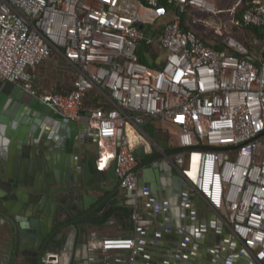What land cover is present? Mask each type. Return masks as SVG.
I'll return each instance as SVG.
<instances>
[{
  "label": "built area",
  "instance_id": "obj_1",
  "mask_svg": "<svg viewBox=\"0 0 264 264\" xmlns=\"http://www.w3.org/2000/svg\"><path fill=\"white\" fill-rule=\"evenodd\" d=\"M189 8L219 12L211 0H0V79L62 116H86L98 137L97 164L106 168L116 157L125 194L137 189L132 151L148 144L140 126H169L168 147L182 149L165 159L241 250L264 264V45L251 52L226 35L224 49L209 46L182 28ZM242 22L264 25V0L247 1ZM141 43L146 55L157 51L150 58L158 67L140 60ZM52 55L71 70L67 91L37 86L36 66ZM188 155L195 157L192 177ZM98 243L134 254L133 237Z\"/></svg>",
  "mask_w": 264,
  "mask_h": 264
},
{
  "label": "water",
  "instance_id": "obj_2",
  "mask_svg": "<svg viewBox=\"0 0 264 264\" xmlns=\"http://www.w3.org/2000/svg\"><path fill=\"white\" fill-rule=\"evenodd\" d=\"M88 114L86 111L85 115ZM85 133L90 135L93 152L89 149L87 156L79 158L78 135ZM118 133L116 155L121 132ZM160 146L159 153L152 156L148 154L153 150L147 152L145 145L133 149L132 154L137 159L134 167L137 189L117 198L113 195L121 188L115 172L116 157L106 168L98 166V137L95 129L88 125V118L73 120L62 116L18 84L0 79V223L8 229V264H15L18 256L22 257V264H74L73 253H69L72 236L62 230L70 226L73 235L83 220H88L105 204L123 202L136 193L135 218L126 213L130 218L126 230L135 233L134 254L129 249H113L124 254L121 264H139L142 259L148 242L139 225L147 217L155 220L150 213L156 192L163 214L157 229L159 234L163 229L166 234L174 235L176 214H171V209L180 206L177 198L185 202L195 218L209 213L222 224L165 159L182 148L165 151L167 144L160 143ZM72 155L77 158L75 164L70 163ZM155 160L158 161L152 163ZM100 193H104L101 198ZM192 231L191 241L179 243V254L189 256L193 253L191 248L199 249L192 247V243L198 244L202 230L195 224ZM225 233V264H235L236 258L241 264H257L241 250V244L227 228ZM65 252L69 253L66 257Z\"/></svg>",
  "mask_w": 264,
  "mask_h": 264
},
{
  "label": "crops",
  "instance_id": "obj_3",
  "mask_svg": "<svg viewBox=\"0 0 264 264\" xmlns=\"http://www.w3.org/2000/svg\"><path fill=\"white\" fill-rule=\"evenodd\" d=\"M58 58L62 59L58 56ZM63 60V59H62ZM52 64V65H51ZM40 65L38 72L41 75L37 77V86L43 90L49 91H67L72 87V74L71 70L58 68L57 62ZM44 67L42 70L41 67ZM59 71V75L54 80L48 79L44 83L43 79L48 78L47 73H56ZM140 130L143 133L146 141L150 143L144 144L146 151L149 152L148 156L158 154L161 144H167L166 136L169 130L162 126V123L157 120L149 121L140 126ZM131 137L134 136L133 132H130ZM135 137V136H134ZM151 147V149H150ZM78 149L79 158H83L88 155V150L93 152L92 142L90 135L85 133L84 136L78 135ZM172 150L170 147L165 151ZM75 156L69 158L70 163L75 164ZM101 161V160H100ZM158 160L152 161L156 163ZM162 161H166L163 159ZM100 164L103 165L101 162ZM174 172H177L173 168ZM162 181L164 179L162 178ZM104 193L99 194L101 198ZM125 193L120 189L115 195L117 198L124 196ZM138 193L134 196H128L123 202H113L112 204H105L98 212L93 213L88 220L85 219L79 225V228L72 235V229L70 226L64 228L62 232H67L72 236L69 241V253L72 252L75 258L74 264H121L123 261V253L116 250H103L99 247V241L107 237H125L132 236L135 238V233L126 230L130 222V218L126 213H135V204ZM155 202L153 212L150 213L154 216L155 220L146 218L142 221L141 225L134 222L136 226H140L145 232L147 242L145 244V252H142V259L139 264H225L227 262V245L224 240L226 238L225 225L217 221L213 214L207 213L206 215H198L197 218L192 216V210L183 202L180 198L177 200L180 204L177 208L171 209V214H176L174 222L176 228L173 229L174 235H168L164 230H161V234L157 232L158 226L161 225L162 212L161 203L158 192L156 197L152 199ZM175 209V211H174ZM176 210H178L176 212ZM181 212V214H180ZM170 214V215H171ZM215 215H217L215 213ZM181 216V217H180ZM203 221V223H202ZM1 222V221H0ZM90 223V224H89ZM201 228V232L198 236V244L192 243V247L199 249H193L192 254L185 256L179 254L177 249L181 240L191 241L192 229L195 224ZM198 235V234H197ZM8 229L6 226L0 223V264H8ZM176 249V251H175ZM174 250V251H173ZM179 250V249H178ZM55 254L58 253V249L55 250ZM68 252L64 253L66 257ZM182 259V260H181ZM239 259H235V264H241ZM15 264H22V257L16 258Z\"/></svg>",
  "mask_w": 264,
  "mask_h": 264
},
{
  "label": "rangeland",
  "instance_id": "obj_4",
  "mask_svg": "<svg viewBox=\"0 0 264 264\" xmlns=\"http://www.w3.org/2000/svg\"><path fill=\"white\" fill-rule=\"evenodd\" d=\"M215 5L216 8L219 10L217 13H210L206 12L200 9H187V11L182 14L184 17V25H186L189 30H191L194 34L198 35L203 41L209 42L213 45L216 44H222L224 42V38L226 35H231L234 38H237L236 31L237 29L240 34L244 35V37L249 38L247 36L246 31L236 23V14L235 11L237 10V7L239 6V0H211ZM148 28V26H147ZM149 28H152L149 26ZM253 47L256 49H259L262 45H264V42L257 41L254 43ZM143 43L139 46L138 52L140 54H145L149 50L146 48ZM57 62L58 68L66 69L67 65L66 62L60 58H58L57 55H52L47 60H44L40 65H45L48 63H54ZM39 64L36 66L35 73L38 78L41 77V75L38 72V68L40 66ZM43 65V66H44ZM52 65V64H51ZM41 67L43 70L44 67ZM59 71L57 70L56 73H47V76H49L46 79H43L44 83L48 79L54 80L57 78V75ZM158 122L162 123L161 121L157 120ZM162 126L167 128L169 130V134L171 136L170 138V144L173 146L174 144V134L171 129H169V126L162 123ZM187 162L185 169L187 171V174L189 177H192L194 166H195V157H192L191 155L187 156Z\"/></svg>",
  "mask_w": 264,
  "mask_h": 264
},
{
  "label": "trees",
  "instance_id": "obj_5",
  "mask_svg": "<svg viewBox=\"0 0 264 264\" xmlns=\"http://www.w3.org/2000/svg\"><path fill=\"white\" fill-rule=\"evenodd\" d=\"M247 1H250V0H241L240 1L239 6L237 7V10L235 11V14H236L235 16H236L238 25L240 27H242L246 31L247 36L249 38L244 37V35L240 34V32H238L237 29H235V31H236V34L235 35L237 36V38H236L237 40H239L241 43H243L244 45H246L249 48V50L251 52H253V51L256 50V48L253 47V45H255L254 43H256L257 41L264 42V25H260V26H256V25H246V24H244L242 22V12L246 8V2ZM181 26H182V28L184 30H189V28L186 25H184V17L182 18ZM204 42L207 45L212 46V47H215V48H218V49H224L226 47L224 43L213 45V44H211L209 42H206V41H204ZM146 48L149 49V47H146ZM151 54L152 55L149 56V55H146V54H143V53L142 54L139 53L140 60L142 62L146 63L149 66H156V67H158L159 65L154 64L152 62V59L150 58V57L154 58L156 56V54H157V51H154V53H151ZM91 95H93V92L90 94V97H89L90 100L88 102H86V103H89L90 104L92 102ZM95 97H96V99H98V96H95Z\"/></svg>",
  "mask_w": 264,
  "mask_h": 264
},
{
  "label": "bare ground",
  "instance_id": "obj_6",
  "mask_svg": "<svg viewBox=\"0 0 264 264\" xmlns=\"http://www.w3.org/2000/svg\"><path fill=\"white\" fill-rule=\"evenodd\" d=\"M103 165L107 164V160H105L104 158L100 161Z\"/></svg>",
  "mask_w": 264,
  "mask_h": 264
}]
</instances>
